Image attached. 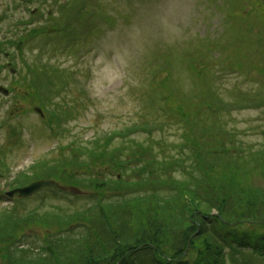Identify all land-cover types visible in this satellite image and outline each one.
<instances>
[{
  "label": "rangeland",
  "instance_id": "1",
  "mask_svg": "<svg viewBox=\"0 0 264 264\" xmlns=\"http://www.w3.org/2000/svg\"><path fill=\"white\" fill-rule=\"evenodd\" d=\"M262 35L264 0H0V86L11 92L0 94V219L7 210L39 218L93 204L70 185L61 194L45 189L26 201L8 196L27 186L15 184L20 177L28 185L55 178L58 169L47 166L71 157L75 141L114 135L110 149L133 140L151 145L150 154L159 159L179 156L187 126L172 110L186 107L198 115L204 109L190 102L210 88L220 102L210 109L213 118L198 119L218 118L238 142L260 148L264 102L249 99L264 93V78L255 69L264 61L252 40ZM45 66L61 71L60 80L47 78L50 72L38 79L36 69ZM56 105L59 119L53 123ZM98 166L92 174L106 170L105 176L115 177ZM34 222L18 235L37 251L56 227ZM253 232L264 229L248 225L240 231Z\"/></svg>",
  "mask_w": 264,
  "mask_h": 264
},
{
  "label": "trees",
  "instance_id": "2",
  "mask_svg": "<svg viewBox=\"0 0 264 264\" xmlns=\"http://www.w3.org/2000/svg\"><path fill=\"white\" fill-rule=\"evenodd\" d=\"M252 40L264 61V35ZM255 69L264 78V66ZM49 72L53 76L47 78L60 80L62 72L46 66L36 69L37 78L42 80ZM205 92L208 95L190 102L204 109L198 115L186 107L172 110L187 126L177 157L159 159L150 154L151 145L133 140L110 149L114 135L73 142L71 157L47 166L49 171L58 169L56 177L44 179L85 192L82 197L93 204L72 213L50 211L39 218L4 211L0 264H254L256 259L264 260V233H240L248 225L264 229V145L254 149L238 142L222 130L216 117L215 121L198 119L213 118L210 109L220 102L213 88ZM249 100L264 102V93ZM56 106L53 123L59 119L60 105ZM142 129L147 131L148 126ZM98 164L116 172L115 177L105 176L106 170L102 176L92 174ZM78 169L90 173L76 174ZM23 179L15 184L30 183ZM38 220L56 228L35 251L18 234Z\"/></svg>",
  "mask_w": 264,
  "mask_h": 264
},
{
  "label": "water",
  "instance_id": "3",
  "mask_svg": "<svg viewBox=\"0 0 264 264\" xmlns=\"http://www.w3.org/2000/svg\"><path fill=\"white\" fill-rule=\"evenodd\" d=\"M0 92H2L4 95H8V91L0 87ZM35 112L43 115V112L39 108H35ZM50 188L55 190H63V188L54 181H39L35 182L25 188L17 189L11 193L8 194L9 197L13 198L15 195H19L22 199L31 198L33 195L41 192L43 189Z\"/></svg>",
  "mask_w": 264,
  "mask_h": 264
}]
</instances>
